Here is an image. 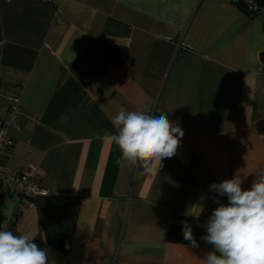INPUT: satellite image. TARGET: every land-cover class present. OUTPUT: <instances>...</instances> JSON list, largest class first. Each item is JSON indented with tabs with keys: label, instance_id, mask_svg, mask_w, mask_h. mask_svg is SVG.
I'll list each match as a JSON object with an SVG mask.
<instances>
[{
	"label": "crops",
	"instance_id": "0c3cea01",
	"mask_svg": "<svg viewBox=\"0 0 264 264\" xmlns=\"http://www.w3.org/2000/svg\"><path fill=\"white\" fill-rule=\"evenodd\" d=\"M13 104L4 164L31 166L47 194L0 198V228L33 233L49 264H203L213 197L228 203L209 185L239 172L247 189L264 171V14L231 0H0V117ZM121 110L166 113L184 132L176 155L151 173L118 163L103 136Z\"/></svg>",
	"mask_w": 264,
	"mask_h": 264
},
{
	"label": "clouds",
	"instance_id": "9594fccd",
	"mask_svg": "<svg viewBox=\"0 0 264 264\" xmlns=\"http://www.w3.org/2000/svg\"><path fill=\"white\" fill-rule=\"evenodd\" d=\"M111 123L116 132H105L103 139L114 143L120 153L118 163L142 167L151 173L165 159L176 155L183 129L166 113L149 115L140 111H119ZM239 172L231 179L211 183L210 190L228 203L213 197L218 205L211 213L201 239L212 245L203 264H264V171L251 186L242 188ZM184 239L199 247L192 226L183 222ZM31 232L16 234L0 228V264H49V253L35 242Z\"/></svg>",
	"mask_w": 264,
	"mask_h": 264
},
{
	"label": "built area",
	"instance_id": "2783aa9c",
	"mask_svg": "<svg viewBox=\"0 0 264 264\" xmlns=\"http://www.w3.org/2000/svg\"><path fill=\"white\" fill-rule=\"evenodd\" d=\"M231 1L241 5L250 15L264 14V5H259L254 0ZM21 116L19 106L13 104L4 116L0 117V198L9 196L32 197L47 194V190L34 179L31 166L11 173L4 164L5 153L12 145L8 132L19 126Z\"/></svg>",
	"mask_w": 264,
	"mask_h": 264
},
{
	"label": "trees",
	"instance_id": "16d2710c",
	"mask_svg": "<svg viewBox=\"0 0 264 264\" xmlns=\"http://www.w3.org/2000/svg\"><path fill=\"white\" fill-rule=\"evenodd\" d=\"M255 2H257L259 5H264V0H254ZM113 51H117L118 53L115 54H111V58L115 61H123L125 58V51L122 48H118V47H113ZM70 243V237L68 235H60L59 240L56 242V247L62 251H66L67 247L69 246Z\"/></svg>",
	"mask_w": 264,
	"mask_h": 264
}]
</instances>
